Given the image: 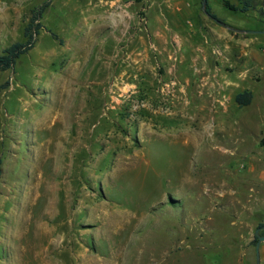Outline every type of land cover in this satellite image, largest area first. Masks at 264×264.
Listing matches in <instances>:
<instances>
[{
  "label": "rangeland",
  "instance_id": "374dc122",
  "mask_svg": "<svg viewBox=\"0 0 264 264\" xmlns=\"http://www.w3.org/2000/svg\"><path fill=\"white\" fill-rule=\"evenodd\" d=\"M88 1L0 0V52L48 3L0 69V264H264V0H207L225 25L197 0L215 32L151 39L155 74L92 92L69 48ZM124 1L148 33L161 0Z\"/></svg>",
  "mask_w": 264,
  "mask_h": 264
},
{
  "label": "crops",
  "instance_id": "0c3cea01",
  "mask_svg": "<svg viewBox=\"0 0 264 264\" xmlns=\"http://www.w3.org/2000/svg\"><path fill=\"white\" fill-rule=\"evenodd\" d=\"M141 6H129L124 0L88 1L83 18L70 32L72 68L76 76L81 77L77 83L84 79L87 88L92 86L89 89L92 92L94 87L106 89L127 73L143 79L145 75L156 73L155 60L149 49L151 39L165 53L168 43L193 42L192 39L206 26L212 32L216 31L197 0H161L144 7L148 22L146 33L135 14L140 12ZM185 23L190 24V30H181ZM125 51L133 62L131 69L126 68ZM164 56L161 61H168Z\"/></svg>",
  "mask_w": 264,
  "mask_h": 264
},
{
  "label": "trees",
  "instance_id": "16d2710c",
  "mask_svg": "<svg viewBox=\"0 0 264 264\" xmlns=\"http://www.w3.org/2000/svg\"><path fill=\"white\" fill-rule=\"evenodd\" d=\"M242 6L238 7L234 4H231L228 0H224V5L231 9V10H239L241 12L248 11L251 7V0H240ZM48 6V3H45L41 7L37 8L34 11V14L31 17L30 23L27 25L25 30V36L26 40L24 41H18L7 48H5L2 52H0V69L7 70L15 66L17 60L25 53H27L30 49L34 46V34L38 33L40 28L42 27V24L39 22V19L43 17V14ZM207 14L211 15L214 18H218L216 14H214L211 11V8L207 5L206 11ZM252 92L250 90H245L242 92H239L235 99L236 102L240 106H246L250 104L252 100ZM3 162V158H0V173H1V165ZM262 226V223H260ZM255 237L258 241V235L255 234Z\"/></svg>",
  "mask_w": 264,
  "mask_h": 264
},
{
  "label": "water",
  "instance_id": "95a60500",
  "mask_svg": "<svg viewBox=\"0 0 264 264\" xmlns=\"http://www.w3.org/2000/svg\"><path fill=\"white\" fill-rule=\"evenodd\" d=\"M203 9L204 11H206L207 8V0H203ZM209 15V14H208ZM210 17H212L211 15H209ZM215 21L219 22L222 25H225V23L223 21H221L219 18H214L212 17ZM237 31H246V32H263V31H256V30H243V29H235ZM260 228L256 229V234L258 235V241H257V253H258V263H259V246L261 244L262 241H264V235H260L259 234Z\"/></svg>",
  "mask_w": 264,
  "mask_h": 264
},
{
  "label": "bare ground",
  "instance_id": "6f19581e",
  "mask_svg": "<svg viewBox=\"0 0 264 264\" xmlns=\"http://www.w3.org/2000/svg\"><path fill=\"white\" fill-rule=\"evenodd\" d=\"M49 116L51 117V114H50V113H48V116H47V117H49ZM203 123H204V122H203Z\"/></svg>",
  "mask_w": 264,
  "mask_h": 264
}]
</instances>
